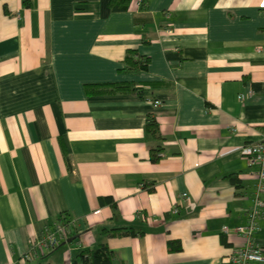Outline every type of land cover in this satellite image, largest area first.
Segmentation results:
<instances>
[{
	"label": "crops",
	"instance_id": "crops-1",
	"mask_svg": "<svg viewBox=\"0 0 264 264\" xmlns=\"http://www.w3.org/2000/svg\"><path fill=\"white\" fill-rule=\"evenodd\" d=\"M116 81L143 87L87 89ZM263 133L264 0H0V264L100 244L113 264H232L257 182L241 146ZM61 215L73 239L25 260Z\"/></svg>",
	"mask_w": 264,
	"mask_h": 264
},
{
	"label": "built area",
	"instance_id": "built-area-1",
	"mask_svg": "<svg viewBox=\"0 0 264 264\" xmlns=\"http://www.w3.org/2000/svg\"><path fill=\"white\" fill-rule=\"evenodd\" d=\"M243 94H239L242 98ZM155 105L161 103L160 99L153 101ZM235 129V127H232ZM241 154L250 165H256V187L252 205L248 211L246 223L239 224L233 228L243 241L234 246L228 257L232 264H257L264 260V248L255 239V233L260 229L259 221L264 217V133L258 141L248 142L241 146ZM186 199H190L188 193H183ZM190 204L193 202L190 200ZM73 220L69 217L58 216L52 224L45 226L41 233L37 234L31 241L25 260H34L39 255L66 242L69 237L70 227ZM229 232V228L225 227Z\"/></svg>",
	"mask_w": 264,
	"mask_h": 264
},
{
	"label": "trees",
	"instance_id": "trees-1",
	"mask_svg": "<svg viewBox=\"0 0 264 264\" xmlns=\"http://www.w3.org/2000/svg\"><path fill=\"white\" fill-rule=\"evenodd\" d=\"M130 0H112V6L116 9L118 8H125ZM135 51L129 50L126 56V62L132 67L135 68H147L149 64V57L143 55L134 56ZM143 85L141 84H133L128 81H116V82H105V83H88L87 89L94 90L98 92H106V91H118V90H133V91H141ZM147 130H149L152 134L156 137H161L159 125L155 118H149L147 123ZM162 147L158 146L152 150V160L158 161L161 158ZM231 179L235 182L238 181V178L234 175H229ZM106 198L115 205V201L111 197H103ZM66 217V216H65ZM73 226L71 225V228ZM130 228V227H129ZM127 227H113V228H104L110 234H118L123 232H132V228ZM70 235V232H69ZM73 239V236H69L67 241ZM176 241H171V243H175ZM176 249L181 248V245L178 244L175 247ZM114 260V252L107 244H100L96 248H83L78 253L76 257L73 258L72 262L70 263H63V262H48V261H34L28 264H113Z\"/></svg>",
	"mask_w": 264,
	"mask_h": 264
}]
</instances>
